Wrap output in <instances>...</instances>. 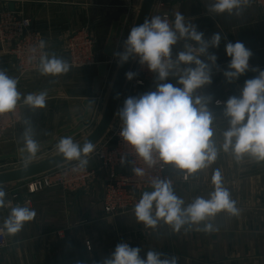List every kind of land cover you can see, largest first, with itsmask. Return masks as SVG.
I'll return each instance as SVG.
<instances>
[{"label":"crops","instance_id":"1","mask_svg":"<svg viewBox=\"0 0 264 264\" xmlns=\"http://www.w3.org/2000/svg\"><path fill=\"white\" fill-rule=\"evenodd\" d=\"M137 1L0 0V11H12L30 20L32 28L45 40L49 55L67 60L64 51L67 37L88 28L95 38L94 52L98 60L91 66H71L67 74L59 76L41 75L38 69L20 73L13 56L0 47V69L18 79L17 87L22 94L48 92L45 109L33 110L20 102L21 120L14 129L4 133L0 142V171L19 167L48 153L62 137L83 138L91 131L118 64V57L113 53L122 50V41L134 18V15L125 18V9L119 6H132ZM213 2L173 0L167 4L166 11L171 20L176 12L182 13L186 22L196 25L205 38L219 32L227 41L243 42L253 53L250 68L264 69V8L250 0L239 15H216L208 10ZM186 43L194 44L183 39L178 41L173 46V58L185 50ZM209 51L217 55L219 69H213L212 83L200 91L213 97L209 107L217 117L215 139L219 148L228 122L222 115L223 105L216 106L215 100L226 101L230 96H238L244 81L258 73L249 70L229 83L222 74L230 59L225 53V41ZM169 80L176 82L172 77ZM155 86L156 78L141 87L135 96L154 90ZM25 120L30 121L34 138L40 145L53 139L52 144L41 146L30 159L20 151L23 132L29 126ZM217 169L240 213L235 216L218 213L208 221L217 229L212 232L197 231L195 225H185L174 232L163 221L153 230L137 222L134 211L106 214L101 200L102 173L72 193L47 188L30 195L25 181L3 184L6 201L11 206L0 208V231L11 207L28 206L35 210L36 216L16 235L6 234L7 247L1 251L0 264H99L122 242L141 248V257H146L148 250H154L167 257H178V264H264V162L256 163L248 157L237 162L230 153L221 150L215 162L192 175L189 182L173 185L174 191L186 205L197 196L209 198L214 189L212 175ZM14 194L17 198H13Z\"/></svg>","mask_w":264,"mask_h":264},{"label":"clouds","instance_id":"2","mask_svg":"<svg viewBox=\"0 0 264 264\" xmlns=\"http://www.w3.org/2000/svg\"><path fill=\"white\" fill-rule=\"evenodd\" d=\"M249 3L250 0H214L208 10L216 15H239ZM182 39L194 44L186 43L185 50L173 58V46ZM222 40L225 41L226 56L230 58L222 73L227 82L239 79L249 70L258 74L244 81L238 96H230L226 101L215 100L216 106L223 105L222 115L228 122L218 148L215 139L217 117L209 107L213 97L197 93L212 83L213 69H219L218 57L209 49L219 48ZM38 47L44 49L45 40L41 39ZM113 55L118 57V66L138 58L141 66L156 74L155 89L129 96L117 113L122 122L119 136L148 167L157 161L173 165L187 179L208 168L221 150L230 153L237 162L245 157L256 163L264 162V69L250 68L253 53L243 42L227 41V37H222L219 32L205 38L196 25L186 22L185 16L176 12L172 20L160 15L146 16L142 23L130 28L122 41V50ZM70 68L67 60L55 54L45 52L39 58L41 75L59 76L67 74ZM137 75L129 70L125 78L131 81ZM170 77L175 79V84L170 82ZM18 83L17 78L0 69V115L14 111L21 101L33 110L47 107V90L25 95L18 90ZM25 124L29 126L23 132L20 151L30 159L41 145L34 138L30 121L25 120ZM57 150L67 161L77 162L74 170H84L95 144L91 140L76 143L66 136L59 140ZM121 163H124L123 159ZM132 171L136 176L144 175L143 168L134 167ZM211 182L214 189L209 198L197 196L186 205L175 193L171 180L154 178L150 184L153 191H143L134 206L136 221L153 230L163 221L174 232H179L185 225H195L197 231H216L208 222L211 218L220 212L239 215L240 209L224 187L219 169L213 173ZM6 195L0 185V208L10 203L6 201ZM35 216L33 208L16 205L11 207L2 229L5 234L14 236ZM140 253L141 248L122 242L99 264H178L176 256L167 257L154 250H148L146 257H141Z\"/></svg>","mask_w":264,"mask_h":264},{"label":"built area","instance_id":"3","mask_svg":"<svg viewBox=\"0 0 264 264\" xmlns=\"http://www.w3.org/2000/svg\"><path fill=\"white\" fill-rule=\"evenodd\" d=\"M173 0H155L150 15H160L171 20L166 6ZM258 7L264 8V0H252ZM125 9V18L133 16L137 10L135 5H120ZM149 15V16H150ZM42 35L35 31L29 19L15 12L0 11V47L13 56L20 73L38 69L39 58L47 47L40 49L39 41ZM44 40V39H43ZM95 38L88 28H82L71 33L66 40L64 51L67 61L72 67H86L95 65L98 60L94 52ZM35 48V51L32 49ZM131 70L138 75L131 81L126 80L121 94L116 115L103 138L95 145V150L88 156V165L84 170H74L76 161H69L64 165L25 180L28 194H34L47 188H57L63 192L72 193L83 189L98 173L103 175V210L108 215L132 212L139 201L144 189H152L154 178L171 180L172 184L187 183L192 178H184V173L173 165H165L157 161L152 167L137 158L129 146L119 136L121 127L118 110L123 106L126 98L135 96L138 90L153 82L156 74L150 72L146 66H141L138 58L133 59ZM202 95L201 91L197 93ZM21 120V103L18 102L14 111L0 115V142L7 130L14 129ZM124 163H121V160ZM144 169L143 176H136L132 168ZM17 198V195H13ZM28 201V200H27ZM11 206V202L8 204ZM7 247L4 231H0V263L1 251Z\"/></svg>","mask_w":264,"mask_h":264},{"label":"water","instance_id":"4","mask_svg":"<svg viewBox=\"0 0 264 264\" xmlns=\"http://www.w3.org/2000/svg\"><path fill=\"white\" fill-rule=\"evenodd\" d=\"M154 1L155 0L137 1V10L134 13L131 27L135 26L137 23H142L144 18L150 15ZM123 21L124 17L122 15L121 23ZM132 63L133 59H130L122 66H118L117 64L116 70L111 78L107 93L105 95L103 108L94 127L88 134H86L76 143H83L87 140H91L96 145L106 134L107 130L110 128L114 120L118 103L126 84L125 73L131 70ZM78 129H80V127ZM78 129H76V131ZM52 142L53 139L42 143L41 146H49L50 144H52ZM68 162L69 161H67L61 153L57 152L36 162L0 171V185L24 181L39 174L58 168ZM143 191L151 192L153 191V189H144Z\"/></svg>","mask_w":264,"mask_h":264},{"label":"rangeland","instance_id":"5","mask_svg":"<svg viewBox=\"0 0 264 264\" xmlns=\"http://www.w3.org/2000/svg\"><path fill=\"white\" fill-rule=\"evenodd\" d=\"M111 78H112V76H111ZM110 81H111V79H110ZM80 139H81V137H80V136H77L76 138L73 139V141H74V142H77V141H79ZM57 152H59V151L57 150V146H56V147H54L51 151H49L48 153H46V154H44V155H40V156H38V157H36V158H34V159H31V160H29V161H25V162H23L22 164L26 165V164H29V163H32V162H36V161H38V160H41V159H43V158H45V157H48V156H50L51 154H54V153H57ZM21 166H23V165H21ZM19 167H20V166H19Z\"/></svg>","mask_w":264,"mask_h":264},{"label":"bare ground","instance_id":"6","mask_svg":"<svg viewBox=\"0 0 264 264\" xmlns=\"http://www.w3.org/2000/svg\"><path fill=\"white\" fill-rule=\"evenodd\" d=\"M27 180V179H26ZM25 181V180H24Z\"/></svg>","mask_w":264,"mask_h":264}]
</instances>
